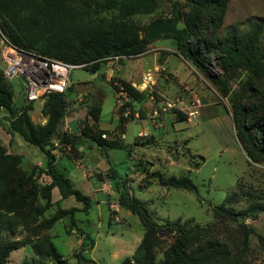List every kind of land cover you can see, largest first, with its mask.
<instances>
[{
  "label": "trees",
  "instance_id": "obj_1",
  "mask_svg": "<svg viewBox=\"0 0 264 264\" xmlns=\"http://www.w3.org/2000/svg\"><path fill=\"white\" fill-rule=\"evenodd\" d=\"M229 0H94L91 7L101 17L84 19L72 3L67 0H0V33L14 45L36 54L58 59L66 63L81 65V68L104 77L106 59L114 56L136 57L148 50L149 40L145 33L140 35L129 19L137 14H149L161 3L172 6V18L182 19L183 33L161 34L169 37L175 54L191 63L214 87L221 97H227L236 139L248 161L254 165L264 164V34L263 24L253 21L247 29L221 32L223 17ZM89 6V5H88ZM169 18L167 20H170ZM163 20L162 18H159ZM181 29V28H180ZM122 58H119L121 60ZM216 61L220 72H212L210 63ZM195 69V70H196ZM133 100L147 98V92L138 91L130 82L119 80ZM68 88L61 93H50L43 97L41 114L44 123L32 121L29 111L31 103L16 107L13 103V89L0 69V107L7 113L5 130L18 134L27 144L36 147L46 159L45 168L33 165L23 167V155L8 152L0 139V264L8 261L12 251L26 244L32 250L36 261L56 263L62 261L51 240L50 228L67 218L68 229H74L83 238V244L74 252L79 264L91 263L85 251L93 244L92 237L84 232L75 218L77 210L88 211L91 201L88 195L74 188L68 178L53 166L52 149L69 144L72 151L88 140L103 150L121 147L117 134L97 126L101 102L94 93L88 94L84 102L86 119L79 134L59 128L68 116ZM179 119L187 114L173 109ZM119 114L120 110L116 109ZM87 117L92 120L87 121ZM120 128L129 119L118 116ZM108 134L107 138L102 137ZM102 154V153H101ZM146 176L143 185L156 183L168 189H178L196 194L197 186L187 173L164 175L161 171H149L145 162H138ZM50 177L46 184L38 183V175ZM108 176L115 200L120 207L136 215L142 227L139 244L130 257L120 264H249L248 235L251 228L243 226L245 218H255L264 206L250 202L235 209L229 204L235 201L236 193L226 198L225 203L213 205L214 216L219 219L240 220L244 233L239 243L219 237L212 227L190 224L180 218L161 222L149 211L145 202L130 191L127 177L118 176L110 168ZM57 187L61 198L72 196L82 203L80 209L57 208L49 216L52 207L51 189ZM172 234V241L166 243L160 232ZM25 232L27 240L11 238L10 234ZM257 243L264 252V236L256 234ZM22 264H29L24 261Z\"/></svg>",
  "mask_w": 264,
  "mask_h": 264
},
{
  "label": "rangeland",
  "instance_id": "obj_2",
  "mask_svg": "<svg viewBox=\"0 0 264 264\" xmlns=\"http://www.w3.org/2000/svg\"><path fill=\"white\" fill-rule=\"evenodd\" d=\"M67 1L71 5L72 3L75 5L74 9L77 12H80L84 19L107 15L100 12L96 13L98 11H95L90 5V3L93 5L94 0ZM180 1L184 3V0ZM159 18H162L163 20L172 18V6L170 3L163 2L154 12L149 14H137L132 16L129 20L135 24L138 33L143 35L147 27L154 20ZM253 21L262 22L264 34V0H229L223 17L221 32L245 30ZM177 27L181 29L184 27L182 19L178 20ZM170 42L171 38L169 37H158L157 39L150 41L147 54L167 51V49L165 50L164 48H157V44L173 49V44H169ZM149 58L151 57L148 56L144 58V60H149ZM128 59H131L132 62L127 61L125 64L128 65L129 62L135 63L134 57H124L121 60H113L109 65V69L113 70L112 74L109 76V81L105 80L106 67L103 69L104 77H99L97 76L98 74H95L94 78H92L94 74L93 72L81 67L72 68L70 71V77L73 81H91L94 85L90 86L89 90L86 92L87 94L79 96V99L72 100L71 104L76 101L79 106H84L88 94L92 92L101 102L102 118H108L113 109V98L109 85H112L115 81H119L118 79L121 76V73L125 71V69L123 71L124 62ZM176 62H178L177 64L182 69L183 73L189 71L188 75L193 76L196 80L195 83L202 86L201 91L207 90L210 92V100L221 110L220 113H217L220 117L215 119V123H218L220 126L218 128L216 126L217 124H215V127H213L212 125L214 123L212 121L209 124H200V122L194 124L188 120L185 121L187 118L193 117L188 115L182 119L184 121H176L174 130L170 129L171 131L167 133L162 141H154L155 144H153L154 147H152L153 149L151 150L155 155L149 158L148 169L149 171L159 170L164 175L189 174L197 186L200 201H198L196 194L192 192L168 189L161 187L156 183L144 187L143 178L146 174L142 170H139L141 167H135L132 173L125 174L123 177H127L126 179L129 180L128 185L130 186L131 193L145 202L149 211L152 213V216L159 222L165 219L174 220L180 218L182 221H186L190 224L200 226H204V224L208 226L210 225L212 230L216 232L219 237L236 242V244L240 242L243 236V226L251 228L252 232L248 235V243L250 247L248 256L249 264H264V252L260 250L256 238V234L264 236V209L260 210L257 216L253 219L245 218L242 221L244 224L242 226L240 220L234 221L228 218H216L212 211V207L209 204V202L213 205L221 203L228 204L225 203L226 198L231 196L232 192H235V201L229 205L237 210L245 207L250 202H258L264 206V164L254 165L250 163L241 149L234 133L231 112L229 110L230 104L227 97H221L214 87L207 81L205 76L198 69L195 68V70L190 62L186 60H184V62L181 60ZM116 66H119L120 69L116 70ZM210 67L213 73L218 74L220 72L215 60L211 61ZM162 75L171 79L179 90L184 89V91H188L191 98L190 101L194 97H197L200 100V104H202V93H198L197 90H195L196 85H192L191 87L186 81L179 83L176 75L166 71V68L162 71ZM9 82L12 84L14 105L16 107H21L22 105L27 104L23 96L21 79L13 78L9 80ZM101 82L106 83L101 86ZM186 86H189L191 92L185 88ZM67 88L68 90L70 89L69 82ZM172 94L173 95H170L171 97H177L175 93ZM206 98L208 99V97ZM42 103L43 99L31 103L32 108L29 111V114L32 121L35 123H44L45 119L41 114ZM198 110L199 108H197V111ZM225 113L228 114V117ZM6 119L7 116H2L0 118V123L6 124ZM201 119L203 120L202 117L199 120ZM65 123L66 122H64V126ZM64 126H62V128H64ZM130 126H133V124H130ZM135 129L136 128H134V131ZM217 131H219L218 134L214 135ZM2 134L3 131L0 127V136H2ZM87 144L92 148H98L94 143L87 142ZM7 149H9L10 152L21 153L24 155V168L30 169L34 163L40 162L41 152L36 147L25 143L18 134H15V137L14 135H11L8 139ZM99 151L102 153L101 155L103 159L107 160V156L103 153L104 151ZM112 152L123 153L121 154V163L116 162V169L119 172H123L127 165L135 162L138 163V158L135 154L136 151H131L130 154L128 150H112ZM63 160L66 161V167L68 168L71 181L74 180V177L79 176L80 178L83 176V172L87 167L86 164L84 165L85 168L82 169L74 167V165L65 158H63ZM140 162H145V160L142 159ZM105 172L104 176H106ZM108 173L110 172L108 171ZM43 174L38 175L39 184L48 182L47 176ZM76 188H79V186H76ZM113 210L114 211H111V224H108L109 212L105 207L102 210V220L97 225L96 220H92L90 230L94 241H96V245L92 251L94 257L108 260L109 252L117 242L115 239H119L122 242L132 243L137 237H141L142 229L138 228L133 223V220H127L129 227L125 224V228L121 227L123 221H121L120 216L122 214L119 216L115 208ZM50 214L51 212L47 211L46 216H49ZM116 216L118 221H113ZM133 218L136 217L134 216ZM55 231L56 233H59L54 240L55 246L57 251L65 257L64 260L56 263L68 264L67 259L70 256L75 258L73 254L79 247L71 250L70 254L66 256L67 249L62 243L65 233L64 227L61 223L57 222L55 224L52 228V232L55 233ZM10 237H19L27 240L25 232L10 234ZM160 238L166 243H169L173 239L172 234L167 231L160 232ZM34 258L35 256L32 253L31 248L26 244L20 249L12 251L9 255L8 261L4 264H22L24 261L29 264H40V261H36ZM73 258H69L68 261L72 262V264H79L78 262H75V259ZM120 262L121 260H117L114 262H108V264H120ZM56 263L45 262L43 264Z\"/></svg>",
  "mask_w": 264,
  "mask_h": 264
},
{
  "label": "crops",
  "instance_id": "obj_3",
  "mask_svg": "<svg viewBox=\"0 0 264 264\" xmlns=\"http://www.w3.org/2000/svg\"><path fill=\"white\" fill-rule=\"evenodd\" d=\"M169 44H172V42H170ZM157 45H158L157 48H164L165 50L167 49V51L153 52V53L147 54V52L149 51V48H148V50L144 52L143 54L134 57L135 63H131L132 62L131 59L126 60L123 66V71L124 69L125 71L121 73V76L118 79V80H124V81L130 82L133 86L138 87L137 89L138 91L147 92V95H148L147 98H144L142 100L132 101L133 110L139 113V116H140L139 119H130L124 122L120 128L119 118H118L119 114L116 112L115 94H114V89H113L114 83L120 82V81H115L112 85L111 84L109 85L111 89L112 98H113V109H112L111 115L108 118H105V119L102 118V106H101L99 119L97 121V126L100 129H104V130H107L108 132H112L113 134H117L116 141L119 142L121 147L110 148L106 150L105 156H107V160L103 159L101 152L99 151L100 149L92 148L91 146L87 144V142H90L88 140L84 141L81 146H78L77 148H75L74 151H72L69 144L60 146L55 142L54 144L56 148L52 149L51 151L55 156V159L53 162V166L55 167V169L59 173L63 174L66 178H68V180L70 181V183L72 184L74 188H76V186H79V188L81 189L79 188H76V189L80 190L83 194L88 195L90 198L91 205L88 211L77 210L75 212V218L78 221V226L82 230H84V232L88 233L91 237L92 235H91L90 225L92 223V220H96V225L102 220V210L104 207L107 208L109 212L108 224H111V220H112L111 211H114L113 209L115 208L119 216L122 214L120 216L121 221H123V224L121 225V227L125 228L124 224L127 227H129V224H127V220L130 219V220H133V223L138 228L142 229L138 217L134 215L128 209L120 207L117 201L115 200L116 193L112 189V181H111V178L108 176L107 172L108 171L110 172V168H111L112 170L116 172L118 176H124L125 174L132 173L134 171L135 164L137 163L135 162L133 164L127 165L123 172H119L116 169V164L121 163L120 162L122 158L121 154L123 153L120 154L117 152H112V150L113 151L128 150L129 154L131 153V151L133 152L136 151L135 154L138 158L137 161L140 162V160L144 159L146 163V168H149V164H148V161H150L149 158L155 155V153H153V151L151 150L153 149L152 147H154L153 145L155 144L154 141L156 142L160 140L162 141V139L166 137L167 133L171 131L170 129L174 130L175 122L181 121V119H179L176 116V113L173 112L172 110L162 113L159 116V118L156 120L150 119L149 117L150 112L154 106L158 105L159 103L158 101L160 99L172 98L170 95H173L172 93H175V95H177V98L178 97L180 98V106H183L185 108L189 107L191 103L190 94L188 93V91L187 92L184 91V89L179 90L176 87V85H174L175 83L171 81V79H169L165 75H162V71L165 70V68H166V71H168L169 73L171 72L172 74L176 75L179 83H181L182 81H186L187 83H189L191 87L192 85H196L195 90H197L198 93L199 92L202 93L201 99L202 98L203 99H202V104H200V106L198 107L199 110L196 112V114L192 115L193 117L187 118L185 121L188 120L190 122H193L194 124L198 122H200V124L202 123L209 124L212 121L214 123V124L212 123L213 127H215L214 126L215 124H217L216 126L218 128L220 126L218 123H215V119L220 117L217 113H220L221 110L220 108L215 106V103L213 101L210 100L209 98L211 95L210 92H208L207 90L201 91L202 86L200 84L195 83L196 80L193 76L188 75L189 71L187 73L186 72L183 73L182 69L177 64L178 62H176L179 60L184 62V59L180 55L175 54L174 50L171 48L165 47L161 44H157ZM148 56H150L151 58H149V60H144V58ZM127 61H131V62H129L127 65L125 64ZM112 62L113 61L111 60L106 61L105 66H104V68L106 67V70H105L106 72L105 80L106 81H109V76L112 74V71H113L112 69H109V65ZM3 68H4V63L0 57V69L3 70ZM115 69L119 70L120 67L116 66ZM148 70L152 71L153 80H152V83L149 89H142L140 84L143 81L144 73ZM93 73L94 74L92 78H94L95 74H98L97 76H99L100 72L94 71ZM104 83L106 82H101L100 85L102 86V84ZM69 84H70V89L67 91V94H66L69 113H68V116L64 118L63 123L68 122L69 120H72V119H82V120L86 119L85 107L79 106L76 101L72 102L71 104V101L79 99V96L81 95L87 94L86 92L87 90H89L90 86L94 85L91 81H73L71 77H69ZM185 88L187 90H190L189 86H186ZM150 90L153 92V96L155 97V100H152L150 98V92H149ZM189 92H191V90ZM72 94H75V95H72ZM206 97H208V99ZM225 115L227 116L228 114L225 113ZM2 116H7V113L5 112L3 108L0 107V118ZM42 117L45 119L44 116ZM201 117L203 118V120L202 119L199 120ZM87 121L89 123L92 122L90 117H87ZM7 124H8L7 119H6V124L0 123V127L3 131V134L2 136H0V139L6 145V148L8 146V139L11 137V135H14L15 137V134H10L5 130V127L7 126ZM130 124H133V126H130ZM134 128H136L135 131H134ZM231 128H232V123H231ZM62 129L68 130L66 125ZM218 132L219 131H217L214 135L218 134ZM106 135L108 136V134ZM120 135H122V137ZM90 143H93V142H90ZM7 151L10 152L9 149H7ZM63 158L70 161L74 165V167L83 169L85 168L84 165L86 164L87 167L85 168L83 172V176H82L83 178L82 177L79 178L78 176V177H74V180L71 181L69 177L68 168L66 167V161H64ZM24 161H25V157L23 155V162ZM37 163H34L33 165H40V167L45 168L46 159L42 152L40 153V162H37ZM104 172L106 173L107 177L104 176ZM43 175L47 176L48 182L46 183H49L50 177L45 173ZM51 201L53 203L52 207L49 209L51 213H53L57 208L66 209L70 207H76L80 209L82 207V203L76 201L72 196L61 198L57 187H53L51 189ZM134 216L136 218H133ZM116 217H114L115 220L113 219V221H118ZM57 222L61 223V225L64 227L65 236H63L64 238L62 240V243L66 246L67 250H66L65 255L67 256L68 254H70L71 250L83 244L82 243L83 238L80 237V235L77 233L76 230L68 229L67 218H63V219L56 221L53 224V226L50 228V234L52 236L51 240L54 246H55L54 240L58 236L59 233H56V231L55 233H53L52 228L55 226ZM92 239H93V244L90 248H88L85 251V256L89 258L90 260H92V262L95 264H108V262H114L117 260H121L122 262L124 258L130 257L133 251L135 250V248L137 247V245L139 244L141 237H137L135 240L132 241V243L122 242L119 239H115L117 242L110 250L108 260L101 259L100 257H94L92 255V251L96 245V241H94L93 237ZM60 256L62 260L65 259V257H63V254H60ZM69 258H73V257L70 256ZM68 259H67V263L72 264V262H69ZM75 262H76V259H75ZM56 264H60V263H56Z\"/></svg>",
  "mask_w": 264,
  "mask_h": 264
},
{
  "label": "built area",
  "instance_id": "obj_4",
  "mask_svg": "<svg viewBox=\"0 0 264 264\" xmlns=\"http://www.w3.org/2000/svg\"><path fill=\"white\" fill-rule=\"evenodd\" d=\"M0 57L4 63V76L9 80L13 78L21 79L23 96L27 103L40 101L45 95L50 93L64 92L69 82L71 69L81 67V65L66 63L18 47L10 42L2 33H0ZM124 57L114 56L106 60L113 61ZM152 80V71H146L143 75V81L140 84L141 88L149 89ZM134 87L138 89V87ZM149 92L150 98L155 100L153 92L151 90ZM114 94L115 107L120 110L119 115L129 120L139 119V113L128 105L129 96L120 82L114 83ZM158 102V105L154 106L150 112L149 117L152 120H156L162 113L176 108L188 116H192L196 114L197 108L200 106V100L197 97L191 100L188 108L180 106L179 97L162 98ZM120 136L122 137V135ZM102 137L107 138V135L103 134Z\"/></svg>",
  "mask_w": 264,
  "mask_h": 264
},
{
  "label": "water",
  "instance_id": "obj_5",
  "mask_svg": "<svg viewBox=\"0 0 264 264\" xmlns=\"http://www.w3.org/2000/svg\"><path fill=\"white\" fill-rule=\"evenodd\" d=\"M178 18L173 17L170 20H154L146 33V38L149 41L155 40L161 34H171V35H178L182 34L183 30L177 27ZM84 120L82 119H72L65 123L68 130L73 134H79L80 128L82 127ZM64 126V123L59 125V128Z\"/></svg>",
  "mask_w": 264,
  "mask_h": 264
}]
</instances>
